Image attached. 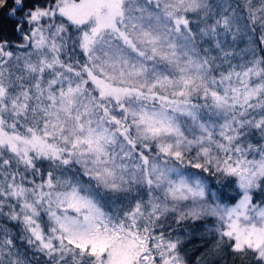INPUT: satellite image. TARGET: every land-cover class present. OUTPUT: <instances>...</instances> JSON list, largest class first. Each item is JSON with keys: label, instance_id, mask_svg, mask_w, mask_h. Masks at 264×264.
<instances>
[{"label": "snow or ice", "instance_id": "6c2138e0", "mask_svg": "<svg viewBox=\"0 0 264 264\" xmlns=\"http://www.w3.org/2000/svg\"><path fill=\"white\" fill-rule=\"evenodd\" d=\"M0 264H264V0H0Z\"/></svg>", "mask_w": 264, "mask_h": 264}, {"label": "trees", "instance_id": "16d2710c", "mask_svg": "<svg viewBox=\"0 0 264 264\" xmlns=\"http://www.w3.org/2000/svg\"><path fill=\"white\" fill-rule=\"evenodd\" d=\"M189 247H191V245H189Z\"/></svg>", "mask_w": 264, "mask_h": 264}]
</instances>
